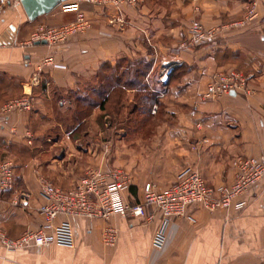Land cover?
Returning a JSON list of instances; mask_svg holds the SVG:
<instances>
[{"label":"crops","instance_id":"crops-1","mask_svg":"<svg viewBox=\"0 0 264 264\" xmlns=\"http://www.w3.org/2000/svg\"><path fill=\"white\" fill-rule=\"evenodd\" d=\"M253 6L256 15L249 19ZM80 13L89 30L65 42L36 43L45 39L35 40V34L75 22ZM195 19L218 28L217 38L192 44L188 28ZM222 70L241 73L246 86L205 98L213 74ZM147 91L156 101L139 96L130 114L141 112L138 129L116 132L114 113L102 108L103 101L111 106L117 92L132 100ZM19 98L31 99V109L6 112L7 103ZM251 156L264 161V0L121 6L68 0L35 20L20 0L0 11V163L9 159L16 167L14 188L0 201V231L10 237L46 223L39 210L44 178L70 188L89 169H121L129 179L124 199L135 204L143 202L147 183L166 190L188 168L200 171L210 186L229 184L236 176L234 160ZM23 191L29 200L16 202ZM151 212V220L71 218L75 248L9 250L0 243V264H264V177L238 211L195 206L172 219L162 247L153 243L161 214ZM109 226L119 231L113 248L103 243Z\"/></svg>","mask_w":264,"mask_h":264},{"label":"built area","instance_id":"built-area-1","mask_svg":"<svg viewBox=\"0 0 264 264\" xmlns=\"http://www.w3.org/2000/svg\"><path fill=\"white\" fill-rule=\"evenodd\" d=\"M12 1L0 0V11ZM141 0H112L117 6L123 4L137 5ZM73 8V5H66ZM256 15L255 6L250 8L248 18ZM238 26V22L235 23ZM89 28V21L80 13L77 21L58 27H51L35 34V40L45 39L48 43L67 41L72 35ZM192 44L213 41L219 29L207 27L202 21L193 20L188 28ZM168 74L165 75L167 80ZM246 77L236 71H217L213 74L203 96L217 99L246 86ZM31 99L19 98L7 103L6 112L14 110H30ZM158 106H153L156 112ZM236 176L233 182L219 187L208 185L197 169H184L177 180L166 190L158 191L152 183L145 186L144 200L131 204L124 199L123 190L128 186V176L121 169L103 172L100 169H89L86 175L70 188H62L44 178L41 181V194L44 202L39 210L45 216L46 223L37 230L29 229L18 238H12L0 231V243L9 250L30 249L37 246L54 244L63 249H72L76 245V237L71 218L88 220L109 219L113 215L146 217L151 220L155 213L148 214V208L161 214L160 225L154 235L156 247L164 245L167 230L172 219L185 217L191 207L199 206L210 212L238 211L246 204L249 190L264 177V161L258 157H239L233 162ZM16 167L12 160L0 163V201L4 194L14 188ZM30 193L23 191L16 202H27ZM60 216L67 217L60 224L54 221ZM119 231L109 226L105 230L103 243L113 248L118 242Z\"/></svg>","mask_w":264,"mask_h":264},{"label":"rangeland","instance_id":"rangeland-1","mask_svg":"<svg viewBox=\"0 0 264 264\" xmlns=\"http://www.w3.org/2000/svg\"><path fill=\"white\" fill-rule=\"evenodd\" d=\"M89 29H90V21H89V28L87 30H89ZM85 31L80 32L78 34H74L71 37L77 36V35H81ZM189 41H190V39H189ZM125 66L127 67L128 64L125 63ZM135 67L133 65H130V68H128V69L132 70ZM146 68L147 69L149 68V64L148 63H146ZM158 74L159 73H158L157 70L155 72H153V74L151 75V78H150L152 83L155 82V80H157L159 78ZM102 78H105V77H102ZM152 86H154V84H152ZM148 94L150 95V94H152V92H148L147 91L146 95H145L146 97L143 95V92L138 93V94H136V97L131 100V97L130 98H126V96H123V94L121 92L115 93V101H114V103L111 106H106L105 105V107H106L105 109H107L106 112L109 111L110 113H114L113 114L114 118L112 119L114 122L113 121L112 122H113L114 130L116 132L118 131V133H122V130H121L122 128L128 129L129 127L132 128V130L134 128L138 129V124H139L138 121L140 120L141 112L140 111L136 112L133 116L130 115V114L135 110V108H134L135 107V103L139 102V99H138L139 96L143 100H147V101L151 100L152 101L153 97H148ZM152 110H153V108H152ZM141 111H142V109H141ZM130 119L134 123H132V124L128 123V121ZM109 120H111V118H109ZM147 124H148V131H152L153 130V127H152L153 126V121L151 122V120H149ZM83 130H86V129L84 128Z\"/></svg>","mask_w":264,"mask_h":264},{"label":"water","instance_id":"water-1","mask_svg":"<svg viewBox=\"0 0 264 264\" xmlns=\"http://www.w3.org/2000/svg\"><path fill=\"white\" fill-rule=\"evenodd\" d=\"M68 0H20L24 10L30 20H35L38 17L52 12L55 8ZM15 27L10 28L11 34ZM11 36V40H12ZM47 40L37 41L36 43H47ZM170 77V74L168 75Z\"/></svg>","mask_w":264,"mask_h":264},{"label":"trees","instance_id":"trees-1","mask_svg":"<svg viewBox=\"0 0 264 264\" xmlns=\"http://www.w3.org/2000/svg\"><path fill=\"white\" fill-rule=\"evenodd\" d=\"M153 96H154V93H152V94H150V95L148 94V97H153ZM145 97H146V96H145ZM152 100H153L154 102L156 101V99H154V97H153ZM105 105H106V101H103V103H102V108L105 109V108H106Z\"/></svg>","mask_w":264,"mask_h":264}]
</instances>
